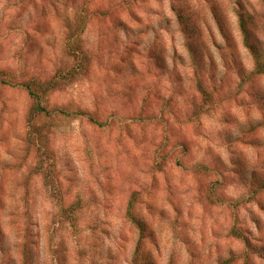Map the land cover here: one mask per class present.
<instances>
[{
	"label": "clouds",
	"instance_id": "1",
	"mask_svg": "<svg viewBox=\"0 0 264 264\" xmlns=\"http://www.w3.org/2000/svg\"><path fill=\"white\" fill-rule=\"evenodd\" d=\"M0 264H264V0H0Z\"/></svg>",
	"mask_w": 264,
	"mask_h": 264
}]
</instances>
